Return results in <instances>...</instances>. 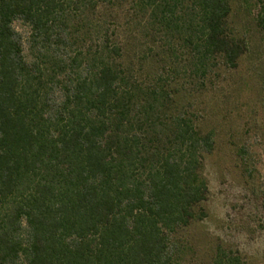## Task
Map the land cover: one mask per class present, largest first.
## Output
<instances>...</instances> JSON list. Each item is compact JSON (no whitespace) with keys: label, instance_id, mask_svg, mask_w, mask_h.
<instances>
[{"label":"trees","instance_id":"obj_1","mask_svg":"<svg viewBox=\"0 0 264 264\" xmlns=\"http://www.w3.org/2000/svg\"><path fill=\"white\" fill-rule=\"evenodd\" d=\"M232 5L0 0V264H192L215 142L192 99L247 48Z\"/></svg>","mask_w":264,"mask_h":264},{"label":"rangeland","instance_id":"obj_2","mask_svg":"<svg viewBox=\"0 0 264 264\" xmlns=\"http://www.w3.org/2000/svg\"><path fill=\"white\" fill-rule=\"evenodd\" d=\"M263 5L264 0H233L230 23L247 48L235 67L219 61L193 94L197 126L213 130L215 142L201 168L208 186L201 204L206 215L179 232L192 248V264H209L218 244L238 253L242 264H264V30L258 23Z\"/></svg>","mask_w":264,"mask_h":264}]
</instances>
